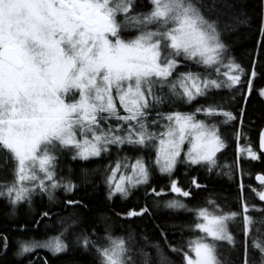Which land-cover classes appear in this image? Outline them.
<instances>
[{
  "label": "snow or ice",
  "instance_id": "1",
  "mask_svg": "<svg viewBox=\"0 0 264 264\" xmlns=\"http://www.w3.org/2000/svg\"><path fill=\"white\" fill-rule=\"evenodd\" d=\"M239 8L237 0H0V198L8 211L31 206L36 197L52 202L60 189L75 193L78 185L58 172L61 157L87 162L113 148L117 157L103 170L108 201L126 200L147 185L152 166L169 177L168 190L180 198L206 188L195 176L188 187L172 177L181 164L213 173L217 154L227 147L219 124L238 121L243 111L238 117L215 101L193 112H165L162 106L191 104L241 83L245 69L230 55L229 45V37L250 23ZM258 33L245 100L253 91L264 100V86L253 85L264 52V0ZM186 61L201 71L188 69ZM234 138L242 177L244 155L259 157L250 145L241 144L246 140L242 120ZM125 148L138 154L120 156ZM260 148L264 150V131ZM94 171L81 169L80 177L87 182ZM256 179L264 186V175ZM239 188L242 192V183ZM150 194L162 197L164 190L151 188ZM257 196L264 204V191ZM180 198L165 200L163 206L193 212L194 229L203 234L189 240L187 250L183 243L168 241L163 230V243H150L146 236L140 240L131 232L117 236L108 221L102 237L81 232L69 242L66 233L77 224L69 217L61 221L63 231L43 243L17 241L15 254L25 257L46 248L60 255L75 244L94 250L99 264H173L171 254L181 255L183 264H230L221 252L222 245L234 247L228 221L242 214L247 237L253 223L249 213L264 216V206L246 201L237 213L214 199L189 208ZM64 203L86 206L73 198ZM116 215L131 220L150 215V209ZM49 217L44 211L35 223ZM9 246L10 238L0 232V249L6 254ZM252 247L264 264V242L253 241ZM243 264H249L247 244Z\"/></svg>",
  "mask_w": 264,
  "mask_h": 264
},
{
  "label": "trees",
  "instance_id": "2",
  "mask_svg": "<svg viewBox=\"0 0 264 264\" xmlns=\"http://www.w3.org/2000/svg\"><path fill=\"white\" fill-rule=\"evenodd\" d=\"M144 4L146 0H140ZM241 14H247L250 23L243 25L240 29L229 37L230 55L245 69L241 83L232 90L222 89L210 95L207 99L199 97L191 104H179L168 106L163 111L170 109L182 112H193L197 107L206 105L212 101L218 102L217 98L224 101L222 105L225 109L233 112L240 117L236 122L219 124L221 136L225 140L227 147L217 154L218 167L213 173H208L205 169H193L183 164L178 165V170L174 173L173 179H177L182 187H188L192 177H198L202 185L206 188L199 190L193 189L195 193L191 198L184 199L189 208L204 205L207 199H214L227 211L241 212L242 203L246 201L249 206L261 207L248 194H243L239 188L240 178L244 181L249 180L255 172L264 174V155L258 150V137L264 125V100H261L256 92L253 91L247 100L248 73L252 70L254 53L257 51V41L260 39L258 28L260 22V3L261 0H237ZM262 58L255 65L257 76L253 81L254 88L264 86V52ZM185 66L192 71H201L195 64L184 62ZM238 93V100L235 105L228 103L229 97ZM176 108V109H175ZM222 119V118H220ZM242 120L243 135L246 137L241 144H248L257 153L259 159L252 160L244 155L240 162L243 170L241 177L237 169V154L235 142V129L240 126ZM217 122L218 121H213ZM125 148L119 152L123 155H136ZM154 155V154H153ZM117 157V150L112 149L109 155L92 161H72L70 157H61L58 172L60 175L72 179L78 185L75 193L68 194L57 190L55 200L49 202L47 197L34 198L31 206L23 205L15 212L8 211L7 201L0 198V232L10 238V246L5 254L0 249V264H99V259L94 250H85L72 244L69 251L65 254L53 255L46 248H38L34 253L25 257L16 256L15 244L17 241L27 238L33 241L45 242L51 237L57 236L63 231L61 221L69 217H75L77 224L66 234L69 242L75 240V235L81 232L95 233V238L103 236L105 221L111 225L112 231L117 236H126L131 232L134 236L143 240L146 236L150 243H163L161 230L167 233L168 241L180 246L203 235L194 229L193 212H175L165 208L164 201L173 198V193L168 190L169 177L162 175L154 166L151 167L150 180L147 185H142L133 190L128 199L114 198L106 200L103 170L106 165L113 163ZM149 159V156H145ZM81 169L95 170L87 182L80 177ZM235 172V175L233 173ZM2 179V174H0ZM151 188L163 189L162 197L151 195ZM73 198L81 200L85 207L74 208L66 205L65 200ZM148 206L150 215L136 217L126 220L117 213H126L130 209H139ZM50 212V217L44 219L39 224L35 221L40 219V213ZM253 223L249 235L245 236L243 215H237L227 223L228 230L234 237V247L222 245L221 252L225 254L230 264H243L245 254V244H247V259L249 264H260V257L252 247L253 241L264 242V216L259 212H250ZM23 228L24 231H20ZM147 250V249H146ZM170 259L173 264H183L181 255L171 254Z\"/></svg>",
  "mask_w": 264,
  "mask_h": 264
},
{
  "label": "rangeland",
  "instance_id": "3",
  "mask_svg": "<svg viewBox=\"0 0 264 264\" xmlns=\"http://www.w3.org/2000/svg\"><path fill=\"white\" fill-rule=\"evenodd\" d=\"M187 62V61H186ZM187 63H191V62H187ZM228 90L230 91V90H232L231 88H228ZM235 94L234 95H231L230 97H229V100H228V103L229 104H231V105H235L236 104V102H237V100H238V93H237V91L236 92H234ZM199 98V97H198ZM197 98V99H198ZM218 99V102H217V104H221V105H223L224 104V101L221 99V98H217ZM117 103H118V101H117ZM179 104H185V103H181V102H177V103H175V104H173V105H171V106H174V105H179ZM168 106H170V105H164V106H162V110L163 109H165L166 107H168ZM176 109V108H175ZM120 111H121V113L123 114V110L122 109H120ZM200 118H203V117H200ZM112 123H115L114 121L112 122ZM153 131H159V129H152ZM220 133H221V130H220ZM187 147H188V145H187V143L184 145V151H187ZM257 154V153H256ZM246 155V154H245ZM247 156V155H246ZM248 157V156H247ZM170 182V181H169ZM243 184V191H242V193L243 194H248V195H250L252 198H253V200H254V191H252V189H255L256 191H258L259 190V186L257 185V183L254 181V179H253V175L251 176V178L249 179V180H246V181H244L243 179H241L240 178V184ZM63 191V190H62ZM178 196H177V194L175 193L174 195H173V198H171V199H174V198H177ZM38 198H41V197H38ZM67 234V233H66Z\"/></svg>",
  "mask_w": 264,
  "mask_h": 264
},
{
  "label": "water",
  "instance_id": "4",
  "mask_svg": "<svg viewBox=\"0 0 264 264\" xmlns=\"http://www.w3.org/2000/svg\"><path fill=\"white\" fill-rule=\"evenodd\" d=\"M261 131H264V125H263V127L261 128V130H260V132H259V137H258V150H259V152H260L261 155H264V150H262V149L260 148V133H261ZM257 175H264V174H263L262 172H255V173L253 174V179H254V181L257 183V185L259 186V190L254 192V200H255L256 202H258L259 204L264 205V204H262V202L259 200V198H258V196H257V192L264 191V186H261L260 183H259V182L257 181V179H256ZM173 194H175V193H173Z\"/></svg>",
  "mask_w": 264,
  "mask_h": 264
}]
</instances>
